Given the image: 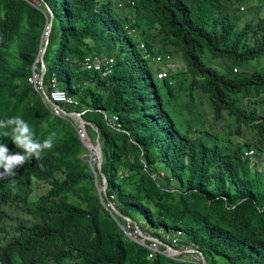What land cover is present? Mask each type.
<instances>
[{"label": "trees", "instance_id": "1", "mask_svg": "<svg viewBox=\"0 0 264 264\" xmlns=\"http://www.w3.org/2000/svg\"><path fill=\"white\" fill-rule=\"evenodd\" d=\"M36 1L0 0V120L21 116L37 139H56L0 178V264H198L148 257L105 200L135 222L141 214L149 227L183 230L208 264H264V1L253 9L254 0ZM44 1L53 16L42 86L54 72L56 88L77 99L70 109L82 111L101 148L104 194L95 189V165L79 157L72 124L52 115L27 81L48 16ZM139 41L150 55H178L190 75L186 102L176 72L168 67L158 78L166 60L153 62ZM85 53L113 56L112 72L85 70ZM177 103L188 115L173 112ZM0 142L21 151L10 137ZM23 201L27 218L9 228V210Z\"/></svg>", "mask_w": 264, "mask_h": 264}, {"label": "built area", "instance_id": "2", "mask_svg": "<svg viewBox=\"0 0 264 264\" xmlns=\"http://www.w3.org/2000/svg\"><path fill=\"white\" fill-rule=\"evenodd\" d=\"M114 1L117 6L123 5L122 0ZM125 28L127 32H131L133 30V27H131L129 24H125ZM138 47L144 50L145 56L149 55L153 62H162L163 60H166L162 68L156 71V76L158 78L166 77L168 68L165 67L172 64L170 56L168 54L162 56L159 53L150 55L149 52L146 51L145 44L142 41L138 42ZM80 62L85 70L99 74L101 76H106L113 70L114 58L113 56L106 54L85 53L81 56ZM38 77L39 67L36 69V71L33 67H31V72L27 76V81L31 83L34 89L38 92L42 103L48 108L52 115L67 119L72 124L84 148L85 146H89V140L91 142L92 140L88 137L86 129L84 126H82L78 117L73 113L74 110L70 109V106L76 105L78 103L77 99L74 96L68 94L64 89L56 88V78L54 72H51L50 74L49 88L44 89L46 93V96H44L40 90V82ZM113 118H115V116H113ZM251 152V149L245 151L246 154H251ZM103 205L110 213H112L111 201L105 200ZM119 227L130 239L144 245L148 249V257H152L156 253H162L170 258L179 260L189 259L200 264V251L197 249V247L187 244L186 235L184 231L179 228L170 230V235L167 240L161 233V230H163L162 227L145 232L138 226L137 222L130 218L123 219V222L119 224ZM140 231H142L144 234L142 235Z\"/></svg>", "mask_w": 264, "mask_h": 264}, {"label": "clouds", "instance_id": "3", "mask_svg": "<svg viewBox=\"0 0 264 264\" xmlns=\"http://www.w3.org/2000/svg\"><path fill=\"white\" fill-rule=\"evenodd\" d=\"M85 42L92 43L90 39ZM5 129H11L10 133L4 131ZM0 137H10L13 144L21 149L11 152L5 143L0 142V169H3L0 178L14 176L15 169L24 165L31 157L39 159L44 150L53 147L56 139L55 133L42 141L37 139L32 128L21 116L0 120Z\"/></svg>", "mask_w": 264, "mask_h": 264}, {"label": "rangeland", "instance_id": "4", "mask_svg": "<svg viewBox=\"0 0 264 264\" xmlns=\"http://www.w3.org/2000/svg\"><path fill=\"white\" fill-rule=\"evenodd\" d=\"M33 2H35V3H38L36 0H32ZM262 1H264V0H254V2L252 3V4H250V5H252V7H249V9H253V8H255V7H257L258 6V4L260 3V2H262ZM240 5H242V3H240L239 4V9H240V14H243V12L245 11V7L246 6H244L243 5V7H240ZM116 6H117V4H116ZM137 14L139 15V16H141V21H146V19H145V17H143V14H142V10H138L137 11ZM244 18V17H243ZM142 27H145V25H140L139 27H137V29H138V31L142 28ZM42 31H43V28H42V30H41V33H42ZM40 37H41V34H40ZM154 47H155V49H157V48H159L160 47V44L159 43H156V44H154L153 45ZM117 50V46H115V51ZM125 52V51H124ZM173 57V62L171 61V63L172 64H170L169 66H167V67H165V68H170V69H173V71L172 72H176L175 73V77H176V79H177V81H178V83H177V91H179L183 96L181 97V101L182 102H186L187 101V99H188V97L186 96L187 95V92H188V90H187V83L189 82V80H190V75L187 73V71L184 69V65H183V63H182V61L180 60V59H178L179 57H178V55H173L172 56ZM203 61H205L206 63H208V64H212V62H214V60H216V59H211V58H207V56L206 55H202V58H201ZM31 67H33L35 70H36V68L38 67V64H36V62H35V64H34V66H32V64L30 65ZM240 69H241V71H245V67H244V65H242V66H240ZM193 96L195 97V94H193ZM6 98H8L10 101H13V99H14V96L13 95H6ZM177 99V98H176ZM172 100H173V98H172ZM174 102H177V101H175V99L173 100V103ZM177 104H178V106H177ZM177 104H175V106L176 107H174V109H173V112L175 113V114H178L179 112L180 113H184L185 112V114H187L188 115V113L186 112V111H182L181 110V106H179L180 104L179 103H177ZM187 115H185V116H187ZM192 115H190L189 114V118H187V119H182V120H192V117H191ZM87 129H88V132L90 133V136L91 137H93L94 135V131L92 130V128L90 127V126H87ZM95 137V136H94ZM80 154H81V156H80ZM88 156H89V154H88V152H87V150L84 148V146H83V149H82V151L79 153V157L82 159V160H86L87 161V158H88ZM93 175H94V173H93ZM95 184H96V182H94ZM38 185V187H39V189H43V187H44V185H45V183H43V182H35L34 184H33V186H37ZM46 186V185H45ZM96 186V191H97V184L95 185ZM69 198H74V196H72V195H69ZM29 205V202H27V201H23V202H18V207L19 208H11L10 210H9V217H8V219H7V225H8V227L9 228H12V225H11V223L14 221V220H16V219H18V218H23V219H25V218H27V209H26V207ZM136 218H137V222L139 223V225H140V227L146 232H149V231H151L152 229H156V228H152V227H149L147 224H146V221H145V219H144V217L141 215V214H137V216H136ZM161 233L163 234V236H164V238L165 239H167L168 240V238H169V235H170V231H164V230H161ZM6 234L3 232V231H1L0 232V237H3V236H5ZM219 259V258H218Z\"/></svg>", "mask_w": 264, "mask_h": 264}, {"label": "water", "instance_id": "5", "mask_svg": "<svg viewBox=\"0 0 264 264\" xmlns=\"http://www.w3.org/2000/svg\"><path fill=\"white\" fill-rule=\"evenodd\" d=\"M43 3H44V6L48 12V16H46V21H45V24L43 26V31H42V33L44 32V37L43 38L40 37V46L38 48L36 57L32 61V66H34L35 62H38V64H39V77H38V79L40 82V90H41L42 94L44 96H46L45 90L41 84L43 73L45 70V66L43 63V52H44L46 44H47V38H48L50 26H51L53 13H52L51 9L49 8V6L47 5V3L45 1ZM42 33H41V35H42ZM73 113L78 117L82 126L85 127L84 123L86 121L81 116L82 111H73ZM89 142H90V145L85 146V148L89 153L94 154V159H93L92 163H90L89 161H86V160L85 161L87 162V165L89 166V168L91 170H93V164L95 165V167H96V169L99 172V175L101 177V184H100V186H97V192H102L104 194L105 193V186H106V179H105L103 172L100 169L101 148H100V145H99L97 138L95 139L94 143H92L90 140H89ZM94 182H96V181L94 180ZM111 211H112L113 215L114 214L120 215L122 217V219L129 218L126 215L121 214L113 204L111 205ZM140 233L142 235L144 234L142 231H140ZM200 264H208L207 260L205 259L204 255L202 254L201 251H200Z\"/></svg>", "mask_w": 264, "mask_h": 264}, {"label": "bare ground", "instance_id": "6", "mask_svg": "<svg viewBox=\"0 0 264 264\" xmlns=\"http://www.w3.org/2000/svg\"><path fill=\"white\" fill-rule=\"evenodd\" d=\"M88 154H89V156L87 158V161H89L90 163H92L93 162V159H94V155L91 154V153H89V152H88Z\"/></svg>", "mask_w": 264, "mask_h": 264}]
</instances>
